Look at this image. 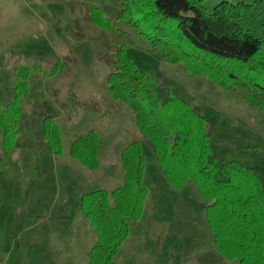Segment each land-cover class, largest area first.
Instances as JSON below:
<instances>
[{"label": "rangeland", "instance_id": "1", "mask_svg": "<svg viewBox=\"0 0 264 264\" xmlns=\"http://www.w3.org/2000/svg\"><path fill=\"white\" fill-rule=\"evenodd\" d=\"M220 1L204 0L202 5L210 11ZM91 4L111 19L120 11L119 0H0L2 109L14 101L19 70L28 69L21 113L9 144L0 126V264H58L56 245L67 253L84 252L83 232L66 231L79 217L93 232L79 210L80 196L86 189L111 191L122 184L116 149L127 141L128 125L135 124L131 110L107 96L106 78L118 43L126 45L139 70L166 83L212 123L210 145L215 155L258 166L264 173V112L215 82L190 75L183 63L165 62L160 50L127 24L115 21L110 30L96 27L88 17ZM261 6L264 9V3ZM55 64L58 70L52 75ZM46 116H52L58 127L60 154H54L46 137ZM89 130L100 138L101 165L84 173L78 168L85 166L68 150ZM141 147L149 194L146 214L132 222L140 224L133 228L136 235L129 236L125 246L123 241L111 264H209L208 253L195 256L213 247L205 204L195 185L190 183L193 193L186 189L182 197L165 181L153 186L155 157L143 138ZM87 182L89 186H84ZM224 262L218 264H228Z\"/></svg>", "mask_w": 264, "mask_h": 264}, {"label": "trees", "instance_id": "2", "mask_svg": "<svg viewBox=\"0 0 264 264\" xmlns=\"http://www.w3.org/2000/svg\"><path fill=\"white\" fill-rule=\"evenodd\" d=\"M203 1L119 0L120 11L114 19L92 4L88 17L104 30L112 29L115 21L127 24L158 48L165 62L183 63L190 75L203 76L264 112V0H222L210 11ZM111 58L107 96L131 110L164 181L175 190L195 185L205 204L214 252L237 264H264L262 169L215 155L210 145L212 123L166 83L139 70L126 45H115ZM57 70L55 64L51 74ZM27 76L28 69L22 67L13 103L0 107V126L8 144L15 136ZM53 121L52 116L45 117V134L54 154H60V135ZM98 148V134L89 130L70 144L68 153L96 169ZM119 157L122 184L111 191H88L79 199V210L95 235L87 264H111L128 237L130 223L142 216L147 187L140 142L128 143Z\"/></svg>", "mask_w": 264, "mask_h": 264}, {"label": "crops", "instance_id": "3", "mask_svg": "<svg viewBox=\"0 0 264 264\" xmlns=\"http://www.w3.org/2000/svg\"><path fill=\"white\" fill-rule=\"evenodd\" d=\"M135 124V123H134ZM129 127H131V125L129 126L128 125V130L127 131H125L127 134H129V135H126L127 136V141H125L124 143H122L121 145H120V147H118V149H116V152H119V155H120V152H121V150L128 144V143H130L131 141H134V140H137V141H139L140 142V144L142 143V137H141V134L139 133V131H138V129L136 128V125H135V128L134 127H131V129H130V131H129ZM99 137V136H98ZM100 139V138H99ZM99 148H100V143H99ZM99 148H98V150H99ZM120 158V157H119ZM81 164V163H80ZM100 162H99V166L96 168V169H93V170H91V169H88V168H86V167H84V168H78V170L80 171V172H84V173H90V172H87V171H94V170H97L99 167H100ZM156 167H158V166H156ZM122 168V167H121ZM153 169H154V173L156 174V177H155V179H153L154 181L153 182H155L154 184H153V182H152V184H153V186H156V184H162L163 182H164V179H163V177H162V175H161V173H160V170L159 169H157V168H154L153 167ZM144 181H145V171H144ZM145 183H147V182H145ZM189 185L190 184H187V185H185L183 188H181V189H179V190H176V191H178V197H182V193H184V191H186V189H189L190 190V192L191 193H193L192 191V188H188L189 187ZM84 186H89V183L87 182V183H85V185ZM154 188H157V187H154ZM87 190V192L88 191H91V190H88V189H86ZM84 193V192H83ZM156 194V193H155ZM189 194V193H188ZM149 195V194H148ZM148 195H146V199H145V202H144V210H143V216L146 214V207H147V204H148ZM193 195H191L190 197H192ZM86 221V220H85ZM85 221H83L82 220V218H79L78 217V219H76L74 222H73V224H71V225H73V227H72V230L71 229H66V231H68V232H70L71 234L73 233H75V234H78V232H83L82 233V237L84 238V241L82 242L83 244H84V249H83V251L84 252H79V253H76L75 252V250L74 251H72V252H66L65 250L64 251H62L63 250V248L61 249L60 248V246H58V245H56V249H57V258H58V260H57V262H58V264H87V261H88V258H89V251H90V249H91V247H92V245L94 244V242H95V235H94V231L93 230H91V231H93V232H89L90 230H89V228H88V224H86L87 222H85ZM139 222V221H138ZM88 223H89V221H88ZM135 224V225H134ZM89 225H90V223H89ZM139 225L140 224H136V223H131V225H130V229H129V235H128V237L125 239V241H124V243L126 242V241H128V238H129V236L131 237V235L134 233V235H136L135 234V230H137L138 228H139ZM79 228V229H78ZM135 230H134V229ZM78 229V230H77ZM82 229V230H81ZM91 229V228H90ZM71 231H73V232H71ZM88 232V236H87V238H85V234H84V232ZM51 232L52 233H54V234H57V233H60V231L58 230L57 232H56V230H51ZM87 232H86V234H87ZM68 235H69V233H67ZM70 234V235H71ZM58 235V234H57ZM76 237V236H75ZM87 239V240H86ZM213 241V240H212ZM144 245H143V249H145L146 247H147V239L145 238V240H144ZM127 243H125L124 244V246L126 245ZM123 245V244H122ZM121 245V246H122ZM212 245H213V243H212ZM123 246V247H124ZM67 251H68V249H66ZM214 248L212 247V248H206L205 249V251H201V254L198 252L197 254H195V256H199V255H202V254H205V253H208L211 257V260H210V263L209 264H218V262L219 261H223V260H226V262H224V263H228V264H232V263H237L236 261H232V260H227V259H225V258H222V257H219L217 254H215L214 253ZM81 253V254H80ZM82 253H83V256H81L82 255ZM146 255V254H145ZM71 258V259H70ZM61 260V262H60V260ZM73 259V260H72ZM73 261V262H72ZM55 264V263H54Z\"/></svg>", "mask_w": 264, "mask_h": 264}]
</instances>
